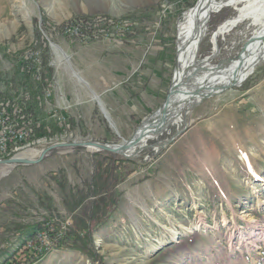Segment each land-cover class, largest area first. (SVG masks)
I'll list each match as a JSON object with an SVG mask.
<instances>
[{
  "label": "rangeland",
  "instance_id": "rangeland-1",
  "mask_svg": "<svg viewBox=\"0 0 264 264\" xmlns=\"http://www.w3.org/2000/svg\"><path fill=\"white\" fill-rule=\"evenodd\" d=\"M198 1L1 0L0 104L10 108L0 111L12 117L17 113L14 109L9 114L13 105L36 96L37 84L28 92L20 89V79L14 81L20 56L37 51L40 80H49L37 116L50 133L14 144L18 150L3 159L43 152L57 143H125L166 102L177 71L180 23ZM263 1L255 4L264 6ZM237 14L230 0H216L197 61L214 53L213 66L231 68L245 61L262 31L251 19L214 38ZM83 19L123 21L120 29L115 25L111 33L91 38L81 35L77 26ZM118 33L133 38L122 40ZM114 40L142 46L148 84L157 90V105L139 122L118 124L107 109L106 118L93 95H100L92 82L103 81L101 69L110 59L106 50ZM51 43L71 60L59 63ZM255 67L241 87L201 103L189 115L194 121L187 133L170 146L154 147L186 123L187 109L180 114L182 122H171L131 163H122V172L114 173L126 179L117 188L118 211L93 234L100 256L96 262L78 252L57 250L58 238L46 231L35 237L29 233L44 222L62 233L74 225L67 208L69 191L91 181L99 151L57 148L34 166H0V264H28L41 251L48 255L36 264H264V56ZM215 86L214 95L226 85ZM62 107L68 108L72 121L58 113L56 108ZM27 126L30 137L33 127ZM41 153L26 159H38Z\"/></svg>",
  "mask_w": 264,
  "mask_h": 264
},
{
  "label": "trees",
  "instance_id": "trees-1",
  "mask_svg": "<svg viewBox=\"0 0 264 264\" xmlns=\"http://www.w3.org/2000/svg\"><path fill=\"white\" fill-rule=\"evenodd\" d=\"M123 21V20H122ZM122 21L118 23L109 22L108 20H87L83 19L77 23V26L81 29V35L85 37H96L101 33H111L112 30L120 29ZM132 34H121L117 36L122 40H128L127 37L133 38ZM116 36V35H115ZM87 38L83 39L86 40ZM38 52L30 51L20 56L19 68L16 71V81H22L19 86L21 90H32V85L35 87L37 84L36 96L30 98V100L18 106L13 105V109L9 110V114L16 109V114L12 115V121L19 127V129L29 128L27 125L33 127L30 129L29 142L34 139L49 135L47 128L42 125L41 121H38V116L43 110L42 98H45L46 89L49 87V80H40L37 72L38 63L36 60ZM14 84H10L12 87ZM17 87V91L19 90ZM12 90V88H11ZM48 94V93H47ZM40 98V101H39ZM42 101V102H41ZM24 102V101H23ZM21 103V102H18ZM8 104H0V110L7 111ZM12 107V105H11ZM15 111V110H14ZM27 126V128H26ZM54 126H58L56 122ZM7 157V156H5ZM96 168L94 175L91 177V181H84L80 186H73L71 192L69 191L70 201L68 202V211L72 215L74 225L71 226L66 232L62 233L61 229L50 226V222L39 223L31 229L29 235L36 236L37 232L46 231L50 237H57L55 248L57 250H68L72 252H78L82 256H86L90 261H98L100 256H97V250L93 241V234L99 228L105 226L110 222L114 214L118 211V204L121 198V194L117 191L119 185L125 182L126 179H121V174H115L117 171L122 172V165L131 163L130 160H125L123 157L116 156L107 152L99 151L96 154ZM123 163V164H122ZM53 223V222H52ZM62 234V235H61ZM48 253L45 255L43 251L36 254L37 259L28 260V264H36L38 261H42ZM13 264H16L15 262Z\"/></svg>",
  "mask_w": 264,
  "mask_h": 264
},
{
  "label": "bare ground",
  "instance_id": "bare-ground-1",
  "mask_svg": "<svg viewBox=\"0 0 264 264\" xmlns=\"http://www.w3.org/2000/svg\"><path fill=\"white\" fill-rule=\"evenodd\" d=\"M230 2L237 8L238 14L236 17L222 24L215 32L214 38L229 32L230 28L243 22L245 19H251L257 27L262 29L260 35L255 39V45L249 49L246 59L242 64L231 68H223L211 64L212 59L217 53H212V56L205 58L203 61H197L196 53L207 30V19L210 13L214 11L216 3V0H199L194 9L188 12L185 19L180 23L179 43L177 47V71L174 78V85L177 86H174L172 89L171 97L168 100L170 113L167 115L170 117V121L165 128L169 127L171 122H182L183 119L180 114L186 111V109L191 111L201 102L202 96L198 98L193 97L194 90L197 91L199 90L198 88L203 87L204 91L213 92L216 90L217 86L215 85L217 83L219 85H226L241 71H248V77L254 72L256 63L264 56V6L259 7L255 4L256 0H230ZM244 3V7H239L240 4ZM53 47L57 58H59V63H67L71 60L63 48L61 49L55 44ZM185 91L186 96H181V93H185ZM191 102H194V104ZM28 138L27 135H24L16 141L9 142L8 149L4 150L5 156L18 150L13 148L14 144L26 142ZM41 152L34 150L31 153L20 154L18 157L31 158L39 155ZM46 238H49V236Z\"/></svg>",
  "mask_w": 264,
  "mask_h": 264
},
{
  "label": "crops",
  "instance_id": "crops-1",
  "mask_svg": "<svg viewBox=\"0 0 264 264\" xmlns=\"http://www.w3.org/2000/svg\"><path fill=\"white\" fill-rule=\"evenodd\" d=\"M129 42L114 40L109 44L111 46L106 52L110 51L107 57L111 60L108 59L107 65L101 69L104 79L101 82L96 80L92 82L93 88L105 103V108L117 119L118 124H123L126 120L139 122L158 102L157 90H154L151 81L148 84L149 73L146 71L148 61L143 59L145 57L142 55V46ZM152 92L154 97L150 95ZM56 109L60 115L72 121L68 108ZM51 111L52 109L48 113L50 119L54 121L56 119L51 115Z\"/></svg>",
  "mask_w": 264,
  "mask_h": 264
},
{
  "label": "water",
  "instance_id": "water-1",
  "mask_svg": "<svg viewBox=\"0 0 264 264\" xmlns=\"http://www.w3.org/2000/svg\"><path fill=\"white\" fill-rule=\"evenodd\" d=\"M52 45H53V43H51V46ZM255 71H256V69H255ZM247 74H248V71L247 72L241 71L239 74H237L236 77H234L232 79V81L230 83L226 84V86L223 89L219 90V92L216 93V95H214V93H212V91H210V92L204 91L203 90L204 88L201 87V88H198L199 90H197V91L194 90L193 97L198 98V97L202 96L201 103H203L206 100L215 99L216 97L224 96V95L230 93L231 90L241 87L245 82L244 80H246ZM74 75L77 78L79 77V75L76 73H74ZM79 79H81V78H79ZM174 80H173V83H172L173 86L170 89V93L168 95V98H167L166 102L164 103V105L162 106V108L160 110H158L157 112H155V114L153 116L146 118L142 122L140 127L135 131V134H133V136L131 138L126 140V142L121 144V145H114V144L105 145V144H101V143L96 142V141L95 142L85 141V142H80V143L74 142V143H64V144L57 143V144H53V145L49 146V148L45 149L41 153V155L38 159L31 160V159H26V158H22V157L3 159V160H0V166H4V165H8V166H19V165L34 166V164H38L41 161H43V159L46 157L47 154H49L50 151L57 149V148H64V147L79 148V149L80 148H87V149H92L94 151L95 150L96 151H103V152H107L110 154L113 153L116 155H120V156L124 157L125 159L130 160L133 157L138 156L143 149L148 147V145L146 143L147 141L156 139V137H158L160 134H162V131L166 129L165 127H166L167 123L170 121V117L168 116L170 113V110L168 108V104H169L168 100L171 97L172 89L174 88V86H177V85H174ZM93 95H94L95 99L98 101V103L100 104L102 111H103L104 115L106 116V118H109L108 113L106 111V108L104 107V104L101 103L99 96H97L94 93H93ZM181 96H186V91H185V93L182 92ZM191 103L194 104V102H191ZM201 103H199V106L201 105ZM184 106H185V104H184ZM196 108H198V106H196L191 111L186 112V114L184 116H187L188 120L186 121V123H184L180 126L181 128H179L177 130L176 134L171 136L170 139L160 140V141L156 142L154 147L157 149L167 148V146H170L178 138L185 135L187 133V130L189 129V127L192 125V123L194 121V120H190L189 115L193 111H195Z\"/></svg>",
  "mask_w": 264,
  "mask_h": 264
},
{
  "label": "built area",
  "instance_id": "built-area-1",
  "mask_svg": "<svg viewBox=\"0 0 264 264\" xmlns=\"http://www.w3.org/2000/svg\"><path fill=\"white\" fill-rule=\"evenodd\" d=\"M27 135V131L15 126L12 117L6 112L0 111V159L5 158V149H8V143L16 141L19 137Z\"/></svg>",
  "mask_w": 264,
  "mask_h": 264
}]
</instances>
